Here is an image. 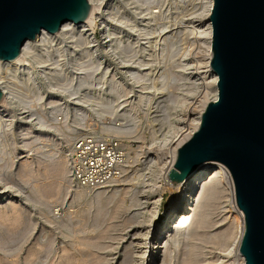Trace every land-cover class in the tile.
<instances>
[{
  "label": "rangeland",
  "instance_id": "1",
  "mask_svg": "<svg viewBox=\"0 0 264 264\" xmlns=\"http://www.w3.org/2000/svg\"><path fill=\"white\" fill-rule=\"evenodd\" d=\"M207 1L101 0L73 39L79 63L64 55L62 73L47 69L54 80L36 61L17 70L10 82L20 100L0 113V264H241L240 224L222 185L203 202L202 226L186 225L152 259L177 197L165 179L170 156L213 96ZM83 135L119 142L118 178L76 184L71 150Z\"/></svg>",
  "mask_w": 264,
  "mask_h": 264
},
{
  "label": "water",
  "instance_id": "2",
  "mask_svg": "<svg viewBox=\"0 0 264 264\" xmlns=\"http://www.w3.org/2000/svg\"><path fill=\"white\" fill-rule=\"evenodd\" d=\"M91 12L88 0H0V61L17 59L41 31L86 23ZM209 22L217 99L205 105L167 178L177 186L202 163L223 164L244 215L238 252L244 264H264V0H213Z\"/></svg>",
  "mask_w": 264,
  "mask_h": 264
},
{
  "label": "bare ground",
  "instance_id": "3",
  "mask_svg": "<svg viewBox=\"0 0 264 264\" xmlns=\"http://www.w3.org/2000/svg\"><path fill=\"white\" fill-rule=\"evenodd\" d=\"M88 1H89L90 5L92 6V12H91V15H90V17L86 23H83L80 25H74L71 22H65L61 26L60 31L56 35L49 34L46 31H41L40 34H38L36 36V40H34V41L27 40L23 44V46L21 48L20 56L17 59H15L12 62L0 61V89L2 90L3 95H4L3 102L0 105V113H2V108L7 102H9L10 100L17 97V94L15 93V90L13 89V86L11 84L12 82H10V80L12 78L14 79L15 75H17L16 74L17 70L22 69L23 71H27V73H28L30 71V69L28 67L30 62L36 61V65L39 67L40 71L42 73H46V71L44 70L46 60L42 58V55L40 56L39 52L37 51L38 49L35 48L43 36H49L51 38H70V39H74L76 37L81 38L83 35L81 37H80V35L83 34L84 31H86V28L88 26H91L93 19L95 17V14L99 10L101 0H88ZM212 6H213V0H208L207 1V11H206V15H205L207 18V26L203 32L204 37L206 39L205 44H206V51H207V56H208V58H207L208 68H209V61L211 58V26H210V22H209V15L211 13ZM168 37H169V35H168ZM110 43H112V42H110ZM84 45H85V43H84ZM172 54H173V52H172ZM50 71H48V72H50ZM209 71H210V77H211L210 85L212 84V86H213L212 92H211V94H213V96H212V99L210 102H213V101H216L217 95H218L217 86H216L217 77L211 70H209ZM50 75H51L52 79L54 80L53 73ZM56 75H55V78H56ZM158 77H160V75ZM85 83L86 82H84L83 84L80 83V86H77V89L80 90L79 87H82V89H83V86L87 88L88 86H85V85H89V84H85ZM14 88H15V86H14ZM166 88H167V86H166ZM70 89H71V87H70ZM16 91H17V89H16ZM25 91L27 92V90H25ZM21 95H22V93H21ZM23 96H25V95H23ZM19 97H17V99ZM18 100H20V99H18ZM203 103L201 105H205V102H203ZM108 108H109V110L111 109V107H108ZM108 108H106V109H108ZM204 108H205V106L200 108L197 121L195 124H193L192 130H190L191 132L188 133L189 135H187V137L185 136V138H183V140H181V142H179V141L177 142V145L174 147L175 149L173 150V153L170 156L171 161H170V164L167 168L165 179H166V184L172 187V189L175 192L174 194H176L177 197L174 200V203H172V212L173 213L170 215V217H168L167 219H165L162 222V224L160 225V227H158V229L156 228V234H157V235H155L156 247L154 248L153 253H152V259L153 260L157 258L155 250H158V249L167 250L168 249L166 246L167 242H172L174 244V242L176 243L179 241V238L181 237L182 232L186 228V225L188 227L190 225H193V226H195V229L202 226L203 222L200 218H203V217H200L201 216L200 212L203 208V202H205V200H207L210 197V195H212V192L216 189L217 186L219 187V185L224 186L227 189V191L229 192V195H230V201L229 202L231 204L230 209L234 212V216H235V218L233 217V221H234V219L239 220L238 223L240 224V228L238 231L239 233H238V241H237V248H236L237 251L239 249L240 240H241V237L243 234L244 215L236 204L235 193H234V184H233L232 176H231L229 170L223 164L218 163V162H214V161H208V162L202 163L182 183L178 184L177 186H173L170 183L169 179L167 178L168 173L173 169L178 149L191 138L192 134L198 128L199 122H200V115L202 114ZM107 113L110 115L109 112H107ZM38 140L42 141L43 140L42 136H40L38 138ZM43 149H44V147H43ZM4 195H5V191L0 193V200L3 198ZM195 198H197L198 201L194 204L189 205L191 203V201L195 202L194 201ZM2 200H4V199H2ZM190 214H192L191 217H190ZM163 242H166L164 246L162 245ZM167 244L169 245V243H167ZM166 255H167V253H166ZM238 256L240 258L241 264H244V260L241 257V255L239 254V252H238ZM164 258H165V256H164ZM152 259H150V260L152 261ZM165 262H167V261H165ZM163 263H164V261H163Z\"/></svg>",
  "mask_w": 264,
  "mask_h": 264
},
{
  "label": "built area",
  "instance_id": "4",
  "mask_svg": "<svg viewBox=\"0 0 264 264\" xmlns=\"http://www.w3.org/2000/svg\"><path fill=\"white\" fill-rule=\"evenodd\" d=\"M76 45L78 44L70 38L43 36L35 48L43 53V59L46 60L44 75L51 76L52 73L47 69L54 68L62 73L63 63L60 64V62L64 55L67 56L70 64L71 62L72 65H75V62L79 63V58L83 55L79 46ZM59 78L58 81L63 83L62 75ZM122 164V147L115 138L83 135L78 137L72 145L71 172L76 184L82 188H98L118 178Z\"/></svg>",
  "mask_w": 264,
  "mask_h": 264
}]
</instances>
